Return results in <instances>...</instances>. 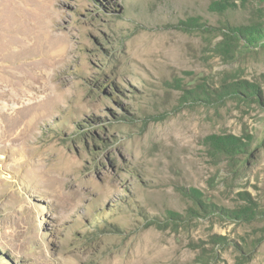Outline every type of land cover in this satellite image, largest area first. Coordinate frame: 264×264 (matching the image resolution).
I'll use <instances>...</instances> for the list:
<instances>
[{
    "label": "rangeland",
    "instance_id": "374dc122",
    "mask_svg": "<svg viewBox=\"0 0 264 264\" xmlns=\"http://www.w3.org/2000/svg\"><path fill=\"white\" fill-rule=\"evenodd\" d=\"M259 36L264 0H0V264H264Z\"/></svg>",
    "mask_w": 264,
    "mask_h": 264
},
{
    "label": "trees",
    "instance_id": "16d2710c",
    "mask_svg": "<svg viewBox=\"0 0 264 264\" xmlns=\"http://www.w3.org/2000/svg\"><path fill=\"white\" fill-rule=\"evenodd\" d=\"M260 38H258V41L261 42V45H264V41L263 39L261 38V36H259ZM263 42V43H262Z\"/></svg>",
    "mask_w": 264,
    "mask_h": 264
},
{
    "label": "bare ground",
    "instance_id": "6f19581e",
    "mask_svg": "<svg viewBox=\"0 0 264 264\" xmlns=\"http://www.w3.org/2000/svg\"><path fill=\"white\" fill-rule=\"evenodd\" d=\"M14 129V128H13Z\"/></svg>",
    "mask_w": 264,
    "mask_h": 264
}]
</instances>
